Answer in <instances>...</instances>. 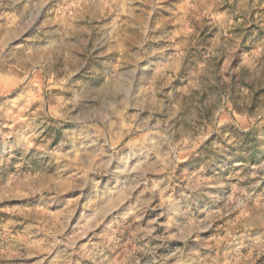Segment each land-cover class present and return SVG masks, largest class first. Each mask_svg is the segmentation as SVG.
Here are the masks:
<instances>
[{"label": "rangeland", "instance_id": "rangeland-1", "mask_svg": "<svg viewBox=\"0 0 264 264\" xmlns=\"http://www.w3.org/2000/svg\"><path fill=\"white\" fill-rule=\"evenodd\" d=\"M0 264H264V0H0Z\"/></svg>", "mask_w": 264, "mask_h": 264}]
</instances>
